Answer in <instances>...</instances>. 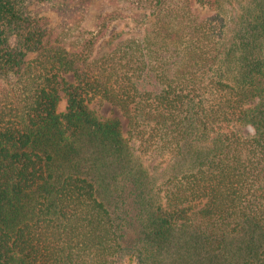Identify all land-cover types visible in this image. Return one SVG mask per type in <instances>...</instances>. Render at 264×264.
I'll return each instance as SVG.
<instances>
[{
	"label": "trees",
	"instance_id": "1",
	"mask_svg": "<svg viewBox=\"0 0 264 264\" xmlns=\"http://www.w3.org/2000/svg\"><path fill=\"white\" fill-rule=\"evenodd\" d=\"M117 1L141 36L102 42L111 13L46 38L32 0H0V264H164L188 225L186 262L264 264V0Z\"/></svg>",
	"mask_w": 264,
	"mask_h": 264
},
{
	"label": "rangeland",
	"instance_id": "2",
	"mask_svg": "<svg viewBox=\"0 0 264 264\" xmlns=\"http://www.w3.org/2000/svg\"><path fill=\"white\" fill-rule=\"evenodd\" d=\"M196 8L202 14H207L210 12V6L207 5L206 0H199L196 4ZM230 9V6H227ZM29 12L33 17H42L46 19L47 22V35L46 38L53 37L57 32H62L64 29L67 31L69 25L73 24L74 30L69 34V39L78 35V31L90 30L95 31L98 29V25L101 23L102 19L111 14H120V20L114 21L105 32V37L102 42L110 41L117 34H122L123 38H127L132 35L141 36L143 34V28L140 24L143 20L138 19V13L131 3H125L123 1L117 0H44L37 1L32 0V4L29 7ZM137 14V16H136ZM115 42V41H114ZM113 42V43H114ZM33 55L30 54L29 58ZM65 78L69 81H73L71 74L66 75ZM60 100L58 105V112L63 113L65 110L66 100L65 93L60 92ZM89 108L100 118L103 119H118L122 123L125 132L129 130L128 120L122 113V111L109 103L108 101L97 97L89 103ZM241 136H251L253 134L252 129L249 127L237 128L236 129ZM137 147V145H136ZM140 161L144 166L149 169L152 173V178L157 183L163 182L170 171L172 165L163 164V166H158V158L154 156H147L140 158ZM179 246L183 248L181 253L182 256L175 255V258L171 257L173 250H169L167 255V261L164 264H193L186 262L183 256L187 254H194L196 252L202 253L200 245L199 235L194 227L191 225L184 226L177 229L174 234ZM200 258V256L198 257ZM197 258L196 264L200 263ZM203 264H207L210 261L203 260ZM126 264H134V262H128Z\"/></svg>",
	"mask_w": 264,
	"mask_h": 264
}]
</instances>
